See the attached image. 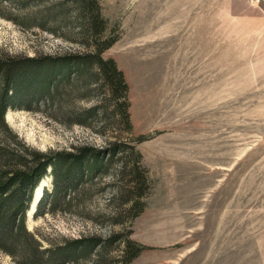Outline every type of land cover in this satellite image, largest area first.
Listing matches in <instances>:
<instances>
[{
    "label": "rangeland",
    "instance_id": "374dc122",
    "mask_svg": "<svg viewBox=\"0 0 264 264\" xmlns=\"http://www.w3.org/2000/svg\"><path fill=\"white\" fill-rule=\"evenodd\" d=\"M96 1L117 36L101 55L123 72L130 127L94 67L4 120L42 152L117 142L124 152L63 199L47 168L27 228L43 248L102 241L65 264H118L127 238L145 246L129 264H264V0ZM75 18L70 0H0V51L84 53ZM136 152L143 193L132 209L122 184ZM0 264L18 263L0 250Z\"/></svg>",
    "mask_w": 264,
    "mask_h": 264
},
{
    "label": "trees",
    "instance_id": "16d2710c",
    "mask_svg": "<svg viewBox=\"0 0 264 264\" xmlns=\"http://www.w3.org/2000/svg\"><path fill=\"white\" fill-rule=\"evenodd\" d=\"M70 1L86 52L66 56L17 57L0 51V250L18 264H65L67 258L76 260L74 257L80 253L87 252L88 255L101 251L104 245L94 237L73 240L65 248H43L26 226V212L35 187L47 175V168L53 176L54 193L63 199L69 195L68 191L74 192L86 179L92 181L106 156L111 160L114 155L123 154L124 149L120 147L123 143L117 142L106 150L82 145L73 151L42 152L25 145L12 133L4 120L6 110L22 107L34 97L36 100L52 98L62 79L64 83H69L71 73H74L79 80L87 68L94 67L96 80L112 98L113 110L130 127L126 100L128 86L123 72L112 58L104 59L101 55L116 41L117 36L106 33V20L100 16L96 0ZM87 111L89 116L92 115L93 109ZM124 145L134 151L132 145ZM135 155L129 166L132 171H128L130 178L122 184L127 191L125 203H129L132 209L143 193V178L138 174L136 164L140 162V154L136 152ZM43 200L42 197L34 216L42 208ZM140 211L139 207L135 215ZM124 241L125 256L117 260L118 264H129L145 248L129 238ZM80 249L83 250L78 253ZM26 254L28 259L24 257V260L22 257Z\"/></svg>",
    "mask_w": 264,
    "mask_h": 264
},
{
    "label": "bare ground",
    "instance_id": "6f19581e",
    "mask_svg": "<svg viewBox=\"0 0 264 264\" xmlns=\"http://www.w3.org/2000/svg\"><path fill=\"white\" fill-rule=\"evenodd\" d=\"M44 182V180H43ZM43 182L41 184H39L34 192V202L38 201L39 198L42 196L43 192ZM37 203V202H36ZM36 205V204H35ZM34 210V206H32V208L30 209V213H32V211Z\"/></svg>",
    "mask_w": 264,
    "mask_h": 264
}]
</instances>
